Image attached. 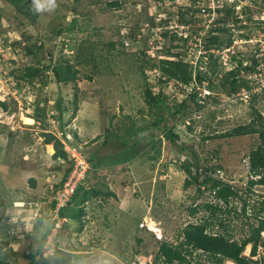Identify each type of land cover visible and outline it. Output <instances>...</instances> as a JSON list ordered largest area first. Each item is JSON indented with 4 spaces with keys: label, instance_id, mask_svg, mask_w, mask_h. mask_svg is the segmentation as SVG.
Listing matches in <instances>:
<instances>
[{
    "label": "rangeland",
    "instance_id": "374dc122",
    "mask_svg": "<svg viewBox=\"0 0 264 264\" xmlns=\"http://www.w3.org/2000/svg\"><path fill=\"white\" fill-rule=\"evenodd\" d=\"M204 1L56 0L55 10L36 12L33 0L21 11L0 0L1 263L28 264L27 257L37 250L44 229L53 222L58 227L54 231L53 226L43 243L42 257L69 256V264H154L161 241L177 244L187 224L211 219V212L203 209L205 204H217L222 211L212 216L217 223L209 232L234 240L247 236L249 228L259 224L258 218L264 220V186L250 185L257 177L251 176L247 158L257 135L213 137L257 119L255 112L264 120L263 90V94L251 93L250 98L262 94L256 101L243 102L227 100L218 89L207 90V82L197 85L201 97L206 96L199 103L201 109L190 100V114L165 122L178 137L173 143L158 131L146 130L155 119L144 101L146 84L168 102L180 99L172 86L157 85L161 72L156 66L161 58L180 53L181 60H188L189 53L192 65L190 53L195 58L203 54V37L216 26L229 31L216 32L222 41L229 35L233 38L231 46L215 52L223 72L234 68L235 64H229L232 55L248 63V50L256 42L250 40L260 34L257 31L245 40L247 34L256 32L254 22L245 16L244 28L231 18L217 25L219 15L213 19L216 24L206 25L208 19L205 22L206 15L200 12ZM111 2L120 5L109 7ZM257 17L264 19V9L250 14L251 19ZM166 31L170 37L163 36ZM183 35L187 42L182 41ZM41 42L42 51L38 49ZM202 61L196 65L208 70V58ZM145 62L155 68L148 64L142 74ZM54 63L70 65L69 75L75 81L57 82L51 71ZM26 68L36 70L29 80L22 77ZM262 80L259 84L264 89ZM165 105L160 114L166 113ZM26 119L33 123L27 124ZM127 130L141 133L125 135V147L116 143V137ZM49 136L53 139L46 144ZM105 139L109 143L102 145ZM57 143L66 155L74 148L85 158L97 149L99 165L89 166L84 187L115 194L105 200L89 195V201L69 209L73 214L83 210L81 224L68 217L55 219L57 208L70 200L61 192L63 186L57 188L69 167L67 157L55 155ZM125 152H130L131 161L116 164L110 157L119 158ZM191 152L202 169L216 170L212 178L232 186L236 195L228 204L204 187H184L187 175L181 166L185 160L194 164ZM261 237L263 244L253 260L264 258V232ZM249 253L247 246L243 255L249 257ZM191 263L207 264V260L196 252Z\"/></svg>",
    "mask_w": 264,
    "mask_h": 264
},
{
    "label": "trees",
    "instance_id": "16d2710c",
    "mask_svg": "<svg viewBox=\"0 0 264 264\" xmlns=\"http://www.w3.org/2000/svg\"><path fill=\"white\" fill-rule=\"evenodd\" d=\"M5 1L8 2L11 6H13L17 11H21L22 8L24 9V6L28 0ZM193 1L196 2L199 0ZM119 5V2H111L108 4L109 7H119ZM261 8L264 9V0H253V6L245 9L244 15L247 17L246 19L248 21L254 22L256 30V32L253 34H247L245 40L249 39V36L257 35V31H264V19H260V17H257V19L250 18V14L252 12L263 11V9ZM216 11L221 16L217 21V25H225L228 18H231L232 21L238 22L237 16L234 14V10L232 7L223 3L221 6L216 8ZM179 13L180 15L182 14V12ZM242 27L244 28L245 26ZM216 32L228 33L229 31L225 27L212 28L210 32L203 37L202 44L204 54H200L196 61V64L198 65L202 63L204 64V62L202 61V57H207L208 70L203 71L198 65H191L189 62V53L188 60H181L180 53H174L171 55L168 54L169 57H163L161 58V60L158 61V65L156 67L161 72V76L156 81L157 85L168 84L172 86L173 90H176L177 96L180 97V99L178 100L176 98L174 103L168 102L166 99L163 98L160 91L155 94L146 84L144 88V101L149 106V108L153 109V115H155L154 121L151 123L150 126H148L146 130L158 131L159 133L164 134L165 137L169 140V142L173 143L174 139H177L178 137L176 134L173 133L172 128H170L165 122L169 119L181 120L186 115L190 114V110L187 106V103L190 100L194 102L197 109H201L199 103H203L202 99H205L206 96L204 98L201 97V92L198 91L196 87L197 85L202 86L206 82L208 83V85L204 88H206L207 90L217 91L218 89L225 95L226 98L231 101H235V99L243 101L242 99L235 97V95L242 88L249 90L250 87L248 86V83L251 84L252 82H254V79H250L249 77L254 72L253 66L255 65L256 60L253 56V49L256 48V51H258V44L252 47V49L248 50L246 60L250 62V65L247 66L243 64L245 58L240 57L239 59H236V56L232 55L229 60V64H235L234 68L227 72H223L224 68L220 63H218V58L211 51L228 48L229 46H231L233 38L231 37V39L229 35L226 41H222L221 38L216 35ZM167 33L168 31L164 32L163 36H168ZM172 37L174 40L175 34ZM179 39H181V37H179ZM182 41L187 42V38L182 37ZM155 43L157 44V42ZM38 49L40 51L43 50L42 42L38 46ZM28 52L32 54L31 49H28ZM148 64L150 65V69L155 68L153 64L151 65L149 62H145L144 66H146L145 68H142V74L144 69L148 68ZM71 68L72 67L68 64L54 63L51 67V71L53 72V75L57 82L67 84L69 82L75 81V76L69 75ZM35 72L36 70L26 68V74L22 77L24 79L27 78L29 80V78L32 77ZM263 91H261L260 93H262ZM261 95H254L250 98L249 101L252 100V102H254L256 101V97H259ZM164 103H166V105L162 109H164L166 113L160 114V107ZM255 113L257 114V119H253L247 124L237 126L236 128L230 131L224 132L222 134H217L213 137L235 138L257 135L256 146L253 150L249 152L247 156L249 172L252 177H257L256 180H250V185L264 186V120L257 112ZM60 117L61 114H59L58 118L60 119ZM141 131L143 132V129ZM141 131L127 130L126 132H124V134L116 137V143L120 141V145L128 147L125 135L131 136L133 134L135 135L137 133H141ZM52 139L53 136H49L45 140V143H50ZM113 139L112 141H114ZM204 139L208 138L206 137ZM96 140L97 137L95 138L94 143L96 142ZM135 142L136 141H134L132 145H134ZM108 143L109 140L105 139L103 140L102 145H106ZM178 147L182 150L188 151V149L183 145H178ZM55 149V155L56 153H58V155L62 156L63 158L67 157L66 159L69 164V167L65 171L57 187L61 188L63 186V183L66 181L72 171L73 161L69 160L68 154L66 155V153L63 152V150L61 149V144L57 143ZM126 151H130V149H126ZM96 153L97 149L93 151L91 156H89L88 158H85V156L82 154L83 157L86 159L87 163L89 164L90 168H96L99 165L100 160H95ZM191 153L195 156L194 152ZM129 154L130 152H125L123 155H120L119 158L116 156L115 158L114 156L110 157H112L113 162H115L116 164L126 163L133 159V157H130ZM193 168L195 170L194 173L192 172ZM181 169L187 175V178L184 182V187L186 188H188L190 185L197 186L198 190L204 187V189L206 188L210 191H213L215 198L225 204H228L229 198L236 195L232 186L222 182V180H220L219 178H212L210 176L211 172L216 171L215 169H212L207 166L202 169L199 165V159L197 158V156L194 157V164H191L187 160H185V162H183L181 166ZM88 173L89 170L87 171L84 180L77 185L74 194L70 197V200L66 203L65 207H62L58 211L59 217H68L71 222H78L79 224H81L82 214H84L83 210L81 209L78 212H74L73 214L72 212H68L69 209H73V207H75L77 203L80 204L89 201V195H91V198H98L101 196V198H104V200L105 197L115 198V194L112 192L104 193L102 190L98 188L95 189L93 186L85 188L84 183L88 180ZM53 205L55 206V203H53ZM1 207H4V205L0 203V208ZM203 209L210 211L212 216L215 215V212L217 211L222 212L220 208L217 207V204H205L203 205ZM195 211L196 210L193 209L191 213L193 214ZM212 216L211 219L205 218L197 224H187L181 230L179 237H181L182 239L177 244H172L164 240L161 241V239H158L157 241L161 242L155 255L154 264H192V255L196 252L201 253L203 254V256L206 257L207 264H225V261H231L233 264H264V258L261 256L259 257V259L253 260V258L257 256L259 247L263 244L261 242V234L262 232H264V220L262 218H258L259 224L256 227L249 228V233L247 236L243 237L241 240H234L231 236L223 233L209 232L217 223L216 221H214L215 218H213ZM53 226L54 222L51 227L44 229L37 250L27 257L29 259L28 264H69L67 259L69 258V256L42 257L43 243L51 234ZM218 226L223 227V224L219 222ZM61 230L62 227L60 230H58L57 234H59ZM247 246H250L249 257L243 255V252L245 251ZM38 256L39 258L41 257L40 260L39 258H37Z\"/></svg>",
    "mask_w": 264,
    "mask_h": 264
},
{
    "label": "built area",
    "instance_id": "2783aa9c",
    "mask_svg": "<svg viewBox=\"0 0 264 264\" xmlns=\"http://www.w3.org/2000/svg\"><path fill=\"white\" fill-rule=\"evenodd\" d=\"M204 2H206L204 5H202V7L200 8V12L202 14H205L206 16L204 17V21L206 20V18L208 19V23H206V25H211V23L213 22L214 17H216V8L221 6L223 3L232 7L234 10V14L237 16V20L239 22H241V24L243 26H245V15H244V11L246 8H250L253 6V0H205ZM244 15V18H242V16ZM205 21V22H207ZM212 28V27H210ZM174 32V28L170 29V33ZM260 34H258V36L253 37L250 41H256L253 44V47L258 44L259 50L256 51V48H254V52H253V56L256 60L255 65L253 66L254 72L250 75V79H254V82L251 83V87L248 91H244V89H241V91L237 92L235 97L242 99L243 101L247 102L250 99L251 93H257V92H261L263 89V84L260 83L259 81L262 80L264 81V31H259ZM184 38H186L185 35H183ZM241 41V39H240ZM242 43V42H241ZM237 44V43H236ZM189 45H192V43L189 41ZM202 45V44H201ZM196 46V45H195ZM192 49V48H190ZM211 52H213L215 54V52H219V50H212ZM204 54V51L202 52ZM200 55V54H199ZM198 55V56H199ZM193 53H190V57H191V62L192 65L196 64L197 58H195V56H193ZM192 59H195L194 61H192ZM224 60L227 59V55L225 54L223 57ZM245 65H250V62L248 61L247 64ZM227 100H229L227 98ZM69 154V159L73 161V167H72V171L69 175V177L66 179V181L63 184L62 190L61 192L65 195L68 194V198L70 199V197L73 195L78 182H80V180L83 179V177L85 176V173L87 171L88 168V164L85 162V160L83 159L82 155H80V153L72 148L68 151ZM59 192V193H61ZM58 193V194H59ZM65 204H61V206L59 208H57V212H56V221L58 219V211L61 209V207H63ZM58 225L55 224L54 226V231L55 228H57ZM158 235V234H157ZM157 239H160V236H157Z\"/></svg>",
    "mask_w": 264,
    "mask_h": 264
},
{
    "label": "clouds",
    "instance_id": "9594fccd",
    "mask_svg": "<svg viewBox=\"0 0 264 264\" xmlns=\"http://www.w3.org/2000/svg\"><path fill=\"white\" fill-rule=\"evenodd\" d=\"M33 7H34V10L36 11V12H44V11H53V10H55V8L57 7V4H56V0H33ZM217 15H216V20L218 19V16H219V14H218V12L216 13ZM216 20H213V22L212 23H214V24H216ZM214 27H216V26H214ZM214 27H212V28H214ZM212 28H210V29H212ZM206 35V34H205ZM68 157H69V154H68ZM82 157H83V155H82ZM84 159V158H83ZM85 162L87 163V161L85 160ZM88 164V163H87ZM89 170V164H88V168H87V171ZM87 171H86V173H87ZM86 173H85V175H86ZM84 178H85V176L83 177V179L82 180H80V182L81 181H83L84 180ZM80 182H78V184L80 183ZM77 184V185H78ZM74 194V193H73ZM156 238H157V235H156ZM161 239V238H160ZM232 263V262H231Z\"/></svg>",
    "mask_w": 264,
    "mask_h": 264
},
{
    "label": "bare ground",
    "instance_id": "6f19581e",
    "mask_svg": "<svg viewBox=\"0 0 264 264\" xmlns=\"http://www.w3.org/2000/svg\"><path fill=\"white\" fill-rule=\"evenodd\" d=\"M27 124H32L33 122L30 119H26L25 121Z\"/></svg>",
    "mask_w": 264,
    "mask_h": 264
}]
</instances>
